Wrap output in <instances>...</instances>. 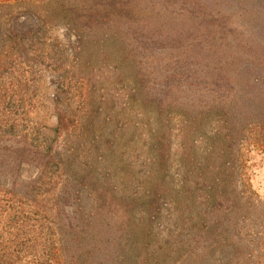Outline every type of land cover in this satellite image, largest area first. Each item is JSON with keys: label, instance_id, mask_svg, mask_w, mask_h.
Segmentation results:
<instances>
[{"label": "trees", "instance_id": "obj_1", "mask_svg": "<svg viewBox=\"0 0 264 264\" xmlns=\"http://www.w3.org/2000/svg\"><path fill=\"white\" fill-rule=\"evenodd\" d=\"M49 1L57 4L60 23L78 43L121 36L136 53L147 54L184 37L197 39L190 72L164 81L169 93L175 92V81H195L198 86L186 82V92L194 95L181 116L180 138L194 135L207 117L214 121L200 154H192L190 141L179 152L182 202L173 205L180 212L181 245L170 264H264V247H258L264 245V203L238 180L243 145L264 154V0ZM37 25L32 15H12L5 29L19 45ZM18 45L11 54L18 63L10 68L22 63ZM5 53L0 55V77L19 82L14 68L4 71ZM166 96L153 102L159 113L167 108ZM7 125L0 124V194L9 202L38 198L41 218H46L42 225L55 236L56 250L66 256V264H130L123 251L128 234L119 231L111 204L100 196L87 201L92 192L85 178L73 181L57 174L55 155ZM67 129L61 112L56 136ZM154 139L163 156L168 136ZM154 203L151 200V209ZM214 253L220 254L218 260Z\"/></svg>", "mask_w": 264, "mask_h": 264}, {"label": "rangeland", "instance_id": "obj_2", "mask_svg": "<svg viewBox=\"0 0 264 264\" xmlns=\"http://www.w3.org/2000/svg\"><path fill=\"white\" fill-rule=\"evenodd\" d=\"M58 8L49 0H0V55L8 54L2 55L4 71L18 63L11 56L18 44L5 29L10 16L32 15L38 24L18 45L22 63L14 69L20 81L0 77V124H13L14 134L55 155L57 174L85 178L92 192L87 201L100 196L111 204L119 231L128 234L123 241L128 263H174L181 245L180 212L173 205L182 202L179 152L190 141L192 154H200L214 121L209 116L194 135L180 138L181 116L194 95L186 92V82L198 86L171 78L167 85L174 82L175 92L169 93L164 81L190 72L199 42L184 37L147 54L136 53L121 36L78 43L60 23ZM160 95H167L162 113L153 103ZM61 112L68 129L56 136ZM163 133L168 151L162 156L154 138ZM239 156L238 180L264 203V154L243 145ZM28 199L9 202L0 194V255L7 252L0 264H66L55 236L42 225L46 218L38 198ZM219 257L214 253V260Z\"/></svg>", "mask_w": 264, "mask_h": 264}]
</instances>
